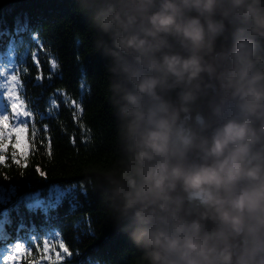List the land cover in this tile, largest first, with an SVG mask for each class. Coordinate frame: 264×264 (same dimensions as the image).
I'll use <instances>...</instances> for the list:
<instances>
[{
  "label": "clouds",
  "instance_id": "clouds-1",
  "mask_svg": "<svg viewBox=\"0 0 264 264\" xmlns=\"http://www.w3.org/2000/svg\"><path fill=\"white\" fill-rule=\"evenodd\" d=\"M87 13L134 146L110 183L141 259L264 264V0H91Z\"/></svg>",
  "mask_w": 264,
  "mask_h": 264
},
{
  "label": "trees",
  "instance_id": "trees-1",
  "mask_svg": "<svg viewBox=\"0 0 264 264\" xmlns=\"http://www.w3.org/2000/svg\"><path fill=\"white\" fill-rule=\"evenodd\" d=\"M90 2L0 0V73L18 77L23 91L17 94L33 113L28 127L37 129V150L27 167L22 160L19 167L0 169V224L7 237L26 244L33 234L60 232L69 249L62 264H146L118 221L112 195L110 181L130 166L134 146L109 88L108 61L97 50ZM52 99L58 108L50 107ZM200 110L190 117L193 125ZM10 111L0 91V115ZM6 242L0 241V257ZM37 251L32 249L33 258ZM40 255L55 259L51 252Z\"/></svg>",
  "mask_w": 264,
  "mask_h": 264
},
{
  "label": "snow or ice",
  "instance_id": "snow-or-ice-1",
  "mask_svg": "<svg viewBox=\"0 0 264 264\" xmlns=\"http://www.w3.org/2000/svg\"><path fill=\"white\" fill-rule=\"evenodd\" d=\"M34 63L38 62L34 61ZM56 67L55 62L51 63L50 71L54 72ZM0 78L4 81L3 84H0V91L4 94L6 106L11 109L10 113L5 112L0 115V169L12 166L19 167L22 160L23 166L27 167L28 158L34 155L37 150L36 126L32 123L31 128L28 127L32 121L33 113L25 107L20 95L17 94V90H20L21 93L23 91L18 77L5 71L0 73ZM84 88L85 84L82 76L81 94H83ZM60 95L63 97L66 106L72 105L73 102L65 94L61 93ZM75 106L79 109V104ZM50 107L58 108V102L52 99ZM48 152L50 154V142ZM4 240H7V242L3 244L5 252L4 256L0 257V264H21V262L22 264H42L44 259H47L49 264H62L61 258L69 254V249L63 243L60 232H52L50 237L33 234L30 237V243L26 244L23 239L7 237L4 224H0V241ZM32 249H39L34 258ZM41 252L45 254L51 252L54 254L55 259L46 255L41 256Z\"/></svg>",
  "mask_w": 264,
  "mask_h": 264
},
{
  "label": "rangeland",
  "instance_id": "rangeland-1",
  "mask_svg": "<svg viewBox=\"0 0 264 264\" xmlns=\"http://www.w3.org/2000/svg\"><path fill=\"white\" fill-rule=\"evenodd\" d=\"M65 192H60V195H63ZM55 257V256H54ZM46 262L42 263V264H49V261L46 259Z\"/></svg>",
  "mask_w": 264,
  "mask_h": 264
}]
</instances>
